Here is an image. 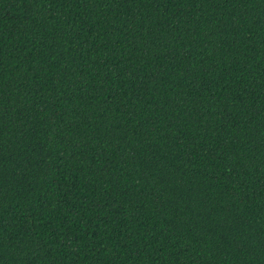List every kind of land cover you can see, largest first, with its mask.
I'll list each match as a JSON object with an SVG mask.
<instances>
[{"label": "trees", "instance_id": "obj_1", "mask_svg": "<svg viewBox=\"0 0 264 264\" xmlns=\"http://www.w3.org/2000/svg\"><path fill=\"white\" fill-rule=\"evenodd\" d=\"M0 264H264V0H0Z\"/></svg>", "mask_w": 264, "mask_h": 264}]
</instances>
